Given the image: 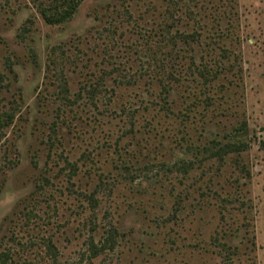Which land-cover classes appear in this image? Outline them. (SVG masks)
I'll return each mask as SVG.
<instances>
[{
    "label": "rangeland",
    "instance_id": "1",
    "mask_svg": "<svg viewBox=\"0 0 264 264\" xmlns=\"http://www.w3.org/2000/svg\"><path fill=\"white\" fill-rule=\"evenodd\" d=\"M52 1L0 0V264H264V0Z\"/></svg>",
    "mask_w": 264,
    "mask_h": 264
},
{
    "label": "trees",
    "instance_id": "2",
    "mask_svg": "<svg viewBox=\"0 0 264 264\" xmlns=\"http://www.w3.org/2000/svg\"><path fill=\"white\" fill-rule=\"evenodd\" d=\"M82 2V0H53L52 1V5L50 7V9H43L41 11V15L43 17V19L50 24H55V23H61L64 22L68 19H70L72 17V15L75 13V11L77 10L78 6L80 5V3ZM170 24V23H169ZM178 37H180L183 41H187L188 39H192L193 35L192 34H178ZM170 42L175 43V39L174 37H170ZM172 43V44H173ZM1 122V119H0ZM244 124H241L239 126H236L226 132H224L223 134V139L225 141L219 140L216 141V154L219 151L220 147H225L226 149H230L233 151H240L243 150L245 148V143L244 141H241L240 139L237 140L240 135H241V131L244 130ZM193 150V148L186 147L185 150L183 151L184 154H187L189 152H191ZM181 159V167L183 169V171H186L188 169L187 166L191 165V161L186 162V157L183 156L180 158ZM190 160V159H188Z\"/></svg>",
    "mask_w": 264,
    "mask_h": 264
}]
</instances>
